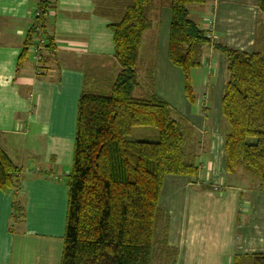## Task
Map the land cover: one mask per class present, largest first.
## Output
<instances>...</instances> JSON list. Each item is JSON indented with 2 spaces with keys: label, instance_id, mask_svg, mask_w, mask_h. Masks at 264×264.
Instances as JSON below:
<instances>
[{
  "label": "crops",
  "instance_id": "0c3cea01",
  "mask_svg": "<svg viewBox=\"0 0 264 264\" xmlns=\"http://www.w3.org/2000/svg\"><path fill=\"white\" fill-rule=\"evenodd\" d=\"M37 1L0 0V148L21 169L18 188L0 191V264H60L77 101L83 87L102 90L120 70L109 23L98 10L105 0H56L44 27L54 39V56L37 63L30 47L17 71ZM155 1L148 37L152 91L173 111V97L184 106L183 75L167 58L170 11L162 21ZM257 1L203 0L188 12L212 43L252 53L256 20L263 18ZM201 68L209 72L207 87L213 88V77L226 81L225 57L212 46L204 49ZM184 107L189 117L173 112L195 130L200 169L196 183L178 176L163 182L159 205L169 217L167 245L176 251L169 264H230L235 255L264 253V192L241 171L225 173L218 119L209 124L207 114L194 116ZM15 202L23 218L14 221Z\"/></svg>",
  "mask_w": 264,
  "mask_h": 264
},
{
  "label": "trees",
  "instance_id": "16d2710c",
  "mask_svg": "<svg viewBox=\"0 0 264 264\" xmlns=\"http://www.w3.org/2000/svg\"><path fill=\"white\" fill-rule=\"evenodd\" d=\"M154 0H105L100 14L109 20L114 59L120 70L110 93L82 88L76 110L72 166L65 184L67 207L60 264H169L176 251L167 245L169 217L159 198L167 176L196 183L200 164L195 130L186 119L153 93L154 67L138 80L141 39L151 27ZM162 1V0H160ZM170 11L167 58L183 75V94L195 103L191 71L200 68L203 51L225 57L226 81L220 103L225 122V173L243 172L264 192V0L256 20L254 51L212 43L189 17L188 7L203 0H166ZM56 0H38L34 24L27 33L16 70L37 40L44 42L41 63L54 56V39L45 18ZM42 33V38L37 37ZM36 37L35 41L34 38ZM39 62V63H40ZM105 89V88H104ZM139 90V97H133ZM136 127H150L157 136L129 141ZM21 169L0 148V191L14 192ZM208 189V187H205ZM13 220L23 209L13 203ZM21 215V216H20ZM230 264H264V253L235 255Z\"/></svg>",
  "mask_w": 264,
  "mask_h": 264
},
{
  "label": "rangeland",
  "instance_id": "374dc122",
  "mask_svg": "<svg viewBox=\"0 0 264 264\" xmlns=\"http://www.w3.org/2000/svg\"><path fill=\"white\" fill-rule=\"evenodd\" d=\"M157 1H155V3L152 4H156ZM160 2V3H159ZM159 3V7L160 9H162V21L164 19V16H166L169 13V10L167 8V3L166 0H158ZM158 5V4H157ZM158 9V8H157ZM196 15V14H193ZM104 20H106L105 18H103ZM107 22L109 23V20H107ZM153 32V28L148 29L145 32V38L142 41V45H140L139 47V59H138V63L136 66L137 69V73H138V80L140 82V84L143 85V78H144V73L146 72L148 67L147 66H143L142 64L147 62V60H149V63H152V59L149 58V52L152 51L153 49V42L150 41V39L148 40L149 34ZM153 67V63L151 64ZM147 67V68H146ZM143 73H141V72ZM112 73V72H110ZM116 75V74H115ZM115 77V76H114ZM209 77V72L206 70H204L203 68L198 69L196 72L194 71V73H191V84H192V88H193V95H194V99H195V104H190L189 102H187V100L185 99L184 101V106L185 104H188L189 108H191V110H193V115L195 116L197 114V112L201 113V114H207L208 115V121L207 123H211L212 120L218 119L219 121V127L221 129V132L225 129V122L222 120L221 115H220V103H221V98H222V91H223V86H224V81L222 83H218L217 80L215 79V77H213L211 79V86L213 87L211 89L210 86H206L207 83V79ZM204 78V81L202 80ZM108 80L111 81V78L108 77ZM209 94V96L207 97V99L202 98L203 95L205 94ZM103 93L105 94H109L110 90L109 87L107 86L105 89H103ZM133 97L138 98L139 97V90H135L133 93ZM204 100V102H203ZM170 105L173 108V111L175 113H181L183 115H186V117H189L188 115H190V112L187 110V112H185V107L183 105H181L180 103L177 102V100L175 99V97H173V99L171 100V102H169ZM186 113V114H185ZM157 136V131L154 128H150V127H136L132 130L131 134L128 136L127 140L129 141H143L146 139H152L155 138ZM248 180H250L251 182H254L250 177H248ZM152 264H157V262L154 260Z\"/></svg>",
  "mask_w": 264,
  "mask_h": 264
},
{
  "label": "built area",
  "instance_id": "2783aa9c",
  "mask_svg": "<svg viewBox=\"0 0 264 264\" xmlns=\"http://www.w3.org/2000/svg\"><path fill=\"white\" fill-rule=\"evenodd\" d=\"M36 30H37L38 33L40 32V30L38 28ZM43 45H44L43 40L42 39H38L37 43H36V46H32V51L34 53V58H35V61L37 63H39L40 60H41V51L43 50Z\"/></svg>",
  "mask_w": 264,
  "mask_h": 264
}]
</instances>
